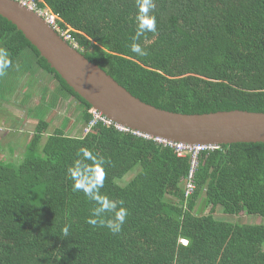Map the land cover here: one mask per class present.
<instances>
[{
	"label": "trees",
	"instance_id": "trees-1",
	"mask_svg": "<svg viewBox=\"0 0 264 264\" xmlns=\"http://www.w3.org/2000/svg\"><path fill=\"white\" fill-rule=\"evenodd\" d=\"M36 2L58 15L90 61L146 103L188 114L264 112V0H151L157 31L138 41L146 56L130 49L138 0ZM0 49L12 65L0 76L3 122L9 120L1 123L11 135L22 133L9 148L0 140V151L14 154L32 134L18 160L0 159V264H264V142L201 151L187 196L189 155L99 121L87 131L92 105L2 15ZM43 73L57 82L46 103L54 106L58 95L78 102L74 122L52 127L50 107L37 99L28 111L35 130L18 127L23 118L10 127L15 78L28 74L36 84ZM27 100L16 102L24 107ZM81 147L105 161L101 195L128 210L117 234L85 222L94 202L73 191L67 173ZM216 207L261 221L216 218Z\"/></svg>",
	"mask_w": 264,
	"mask_h": 264
},
{
	"label": "water",
	"instance_id": "water-1",
	"mask_svg": "<svg viewBox=\"0 0 264 264\" xmlns=\"http://www.w3.org/2000/svg\"><path fill=\"white\" fill-rule=\"evenodd\" d=\"M0 15L16 25L93 109L132 132L210 147L264 142V112L234 109L188 114L158 108L134 96L19 1L0 0Z\"/></svg>",
	"mask_w": 264,
	"mask_h": 264
},
{
	"label": "clouds",
	"instance_id": "clouds-1",
	"mask_svg": "<svg viewBox=\"0 0 264 264\" xmlns=\"http://www.w3.org/2000/svg\"><path fill=\"white\" fill-rule=\"evenodd\" d=\"M137 7V28L130 49L137 55L146 56L148 52L138 41L145 32L157 31L156 18L149 15L150 9H154L155 5L151 0H138ZM11 66L9 54L6 50L0 49V76H4ZM77 156L80 158L68 167L67 173L72 181L73 191L82 192L90 202H94V207L90 209V215L86 217L85 222L93 228H107L113 234L119 233L126 221L128 210L123 200L111 199L101 195L99 191L104 184V159L85 147L78 150ZM63 231L67 236L68 228L65 227Z\"/></svg>",
	"mask_w": 264,
	"mask_h": 264
},
{
	"label": "rangeland",
	"instance_id": "rangeland-1",
	"mask_svg": "<svg viewBox=\"0 0 264 264\" xmlns=\"http://www.w3.org/2000/svg\"><path fill=\"white\" fill-rule=\"evenodd\" d=\"M30 75V74H29ZM37 81V79H34L30 76L25 75H18L17 78H15V84H16V91L13 93V97L15 98V103L14 105H8V108H11V110L13 109L14 112L16 113L15 115H10L11 121H10V127L15 126V120H19L21 118L25 119L24 122L20 121L19 126L20 128H22L23 130H29L32 131L34 129V127L37 125V120L32 119V115H30L28 113V111H30V108H32L34 105V103L36 102L37 99H40L41 102L44 105L47 106H42L45 110H47L48 107H50L49 112L47 113V117L46 119H48L49 121L52 122V127H57L60 126L67 118V123L72 120L74 122L75 120V115L78 112V102L76 100H69L68 98H64L63 96L58 95V98L56 99V101L53 103L54 106L49 105L48 103H46L47 101H50V97L51 94H54V89L57 87V82L55 79L51 78V74L48 73H43L42 76H39V81L35 84V82ZM28 97L27 100V104L24 105V107H21L20 104H17L18 100L23 99L25 97ZM37 96V97H36ZM4 99L0 98V103L3 102ZM17 101V102H16ZM17 105H19L20 107H18ZM2 106H0V126L1 128H3L4 130H6L5 126L2 123H9V120H6V122H3V119H5V117L1 111ZM5 111H9V110H5ZM34 112V111H33ZM7 114H9V112H7ZM2 122V123H1ZM66 123V124H67ZM70 123V122H69ZM82 127V124L78 125L77 128ZM76 128V127H75ZM21 129V130H22ZM74 129V127L72 128ZM0 129V140H2L3 145L7 148H9L8 144L9 142H11L14 146V144H16V142H18V140H20L21 137L20 134L22 133H17L16 131L19 130H15V135H11L7 130L4 131ZM69 130V128L67 129ZM78 130H73V132H76ZM75 134V133H74ZM11 135V136H10ZM23 136V135H22ZM32 134H28V136L24 139H22L23 142L22 145H19L18 147L15 148L14 150V154H10L8 153V151H6L5 149L3 151H0V159L3 160H18V158L22 155V153L24 151H26L25 149V145L26 142L31 139ZM4 146H2V148H4ZM14 158V159H13ZM134 173H131L129 175H127V177H125V180L122 181V183L126 182L127 180L131 179L133 177ZM203 204L204 203H200L199 206L196 207L197 210H200L203 208ZM211 209H208L206 212H208ZM212 211V210H211ZM213 214L215 215L216 218H220V219H224V220H230V219H236L237 221L240 222H256L255 220H259L261 221V217L259 216H239V217H231V216H227L224 213H222L221 209L216 207L213 209Z\"/></svg>",
	"mask_w": 264,
	"mask_h": 264
},
{
	"label": "built area",
	"instance_id": "built-area-1",
	"mask_svg": "<svg viewBox=\"0 0 264 264\" xmlns=\"http://www.w3.org/2000/svg\"><path fill=\"white\" fill-rule=\"evenodd\" d=\"M20 3H22L24 6L34 10L36 13H38L41 17L44 18V20L55 30L57 31L61 37L66 40L72 47L76 48L79 51H83L79 43L77 42L76 38L69 32L68 29L63 28L59 24V17L58 15L50 12L47 9L40 8L36 2V0H17ZM91 112L93 114L92 120L89 122L88 127L86 130L88 131L90 128L95 126L97 122H103L104 125L110 126L114 125L117 129L121 131H130L129 129L113 122L111 119L107 118L104 116L101 112L91 109ZM139 135V134H138ZM143 136V135H142ZM146 137V136H144ZM150 138V137H148ZM157 140V139H156ZM159 142L164 143L165 145H170L175 149L177 152V155L179 157H185L189 155L190 157V166H189V171L188 175L185 178V193L187 196L191 195L194 193V190L196 188V182H195V177L196 173L199 167V155L201 151L207 148H216V147H210V146H201V145H190V144H184V143H176V142H171V141H162V140H157Z\"/></svg>",
	"mask_w": 264,
	"mask_h": 264
},
{
	"label": "crops",
	"instance_id": "crops-1",
	"mask_svg": "<svg viewBox=\"0 0 264 264\" xmlns=\"http://www.w3.org/2000/svg\"><path fill=\"white\" fill-rule=\"evenodd\" d=\"M32 119H34V120H36L35 118H32ZM37 124V123H36ZM36 127V126H35ZM35 127H34V129L32 130V132L35 130Z\"/></svg>",
	"mask_w": 264,
	"mask_h": 264
}]
</instances>
